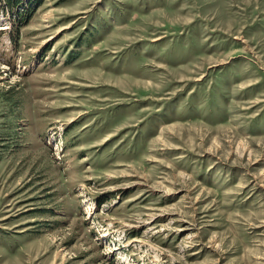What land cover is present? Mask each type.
I'll use <instances>...</instances> for the list:
<instances>
[{"label":"rangeland","instance_id":"obj_1","mask_svg":"<svg viewBox=\"0 0 264 264\" xmlns=\"http://www.w3.org/2000/svg\"><path fill=\"white\" fill-rule=\"evenodd\" d=\"M0 264H264V0H0Z\"/></svg>","mask_w":264,"mask_h":264}]
</instances>
